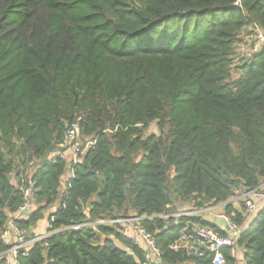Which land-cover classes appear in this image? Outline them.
I'll return each instance as SVG.
<instances>
[{
	"label": "trees",
	"instance_id": "16d2710c",
	"mask_svg": "<svg viewBox=\"0 0 264 264\" xmlns=\"http://www.w3.org/2000/svg\"><path fill=\"white\" fill-rule=\"evenodd\" d=\"M250 26L264 32V0H0V264L27 203L13 220L27 233L56 210L18 264L142 263L121 224L74 228L131 216L161 264H213L189 237L227 232L174 217V200L224 205L248 223L244 264H264V206L247 222L230 203L264 182V48L238 54ZM75 128L94 145L69 166L50 156Z\"/></svg>",
	"mask_w": 264,
	"mask_h": 264
},
{
	"label": "built area",
	"instance_id": "2783aa9c",
	"mask_svg": "<svg viewBox=\"0 0 264 264\" xmlns=\"http://www.w3.org/2000/svg\"><path fill=\"white\" fill-rule=\"evenodd\" d=\"M256 36H257V44L255 46V50L253 51V54L259 52L262 48H264V32L260 28H257ZM242 57H246V56H244L243 54ZM75 131L79 132V130L75 128L73 131L69 133V135L73 137ZM93 145L94 142L91 141L88 142L87 149ZM72 151L76 156H80L82 154L84 155L85 153L82 152L78 144L74 145ZM74 162H77V160H75ZM29 194L30 191L28 190L25 194L26 199L29 197ZM238 197L240 201L243 203L244 210L242 215L245 217V220L247 222H250L251 218L257 216L258 212L264 206V182L255 189H245L241 194H238ZM28 206L29 203L23 206L20 209V212L14 217L13 220L19 218L23 219L25 214L29 210ZM209 211H212V209H207V210L204 209L202 213H206ZM198 213L200 212L198 211L195 214H181L177 216L181 217V216L197 215ZM216 217L221 221H223V226L220 227L227 232L226 236H220L219 234L215 233L212 230L194 229L193 236L189 238H194L200 248H204L208 252L214 254L213 264H226V258L222 253V250L224 249H228L230 251V256L238 261L237 264H241V263L244 264L237 243L244 229L246 228L245 226H247L248 223H245L244 225H239L226 212L220 213ZM144 219L145 218L131 216V217L120 218L115 220H104V221L102 220L96 223L75 226L74 228L78 229L90 225L95 226V225H106V224H121V226L123 227V233L127 237L133 239L135 244H138L139 246H144L148 250V253L145 255V261L139 264H161V259H160L161 255L157 248L154 237L146 229L138 225ZM13 220L9 223V226L14 230L17 236V240L12 245V247L6 253H4L8 264H18L19 254L22 250L24 251L28 249L27 248L28 244L32 245L34 242L43 240L50 235L48 234L45 237H36L34 239L26 241V239L28 238L25 234V231H21L14 224ZM193 254L198 255L199 251L195 250Z\"/></svg>",
	"mask_w": 264,
	"mask_h": 264
},
{
	"label": "rangeland",
	"instance_id": "374dc122",
	"mask_svg": "<svg viewBox=\"0 0 264 264\" xmlns=\"http://www.w3.org/2000/svg\"><path fill=\"white\" fill-rule=\"evenodd\" d=\"M256 31L257 29L250 26L248 28H246L242 34H241V42L238 45V54L240 56H242L244 54V56H251L253 54V51L255 50V46L257 44V36H256ZM151 134H156L158 135V129H157V125L154 123L150 126V128L146 131V135H151ZM87 143L83 137L81 136V134L78 131H75L73 134V137H71L70 135L67 136V140L66 143L63 147V149H59L57 150L55 153H53L50 157H54L56 155H62L65 160L67 161L68 165L70 166V164L72 162H74L75 160L79 161L81 156H76L73 151L72 148L74 147L75 144H78L82 150V152L84 153L87 150ZM26 169V176L28 178H31L33 170L32 168H25ZM70 175V173H68ZM67 174V175H68ZM68 176H66L64 178V183L66 180H68ZM14 182H16V179H14ZM65 190V186L62 187L61 192ZM245 189H238L235 191L234 196L232 197V199L230 200V202H233L232 204H234L238 209L240 210H244L243 208V203L240 201L238 194H241ZM34 210L37 209V206L34 205ZM204 209H212V211L206 212L203 214L204 218L213 222H216V224L218 226H223V221H221L220 219H218L216 216L220 213L225 212L223 205H217V206H207L206 208L201 209L202 211ZM199 209H197L195 207L194 202H190V203H181L177 200H174V204L172 206L171 212L174 213V217L178 218L177 215H181V214H195L196 212H198ZM127 214H131L133 215V212L129 211ZM253 219V217L251 218V220ZM45 227V223L42 222L39 224V230H42V227ZM30 238V236H29ZM28 238V239H29ZM28 239H26V241H28Z\"/></svg>",
	"mask_w": 264,
	"mask_h": 264
},
{
	"label": "crops",
	"instance_id": "0c3cea01",
	"mask_svg": "<svg viewBox=\"0 0 264 264\" xmlns=\"http://www.w3.org/2000/svg\"><path fill=\"white\" fill-rule=\"evenodd\" d=\"M67 176L70 177L69 174H68ZM28 208H29L28 211H32V210H34V209H33V208H34V205H29ZM55 210H56V208H54V209H52L51 211H49L48 214L46 215L45 219H44V220H41V221L36 225V227L33 228V229L31 230L30 233L25 232L27 238H29V236H31L32 234H34V235L37 236V237H45V236H47L48 234H50V233L48 232V228H49V219H48V216H49V214H50L51 212H54ZM28 211H27V212H28ZM199 212H200V213H198L197 215H201V216H203L204 213H202V210H201V209L199 210ZM203 217H204V216H203ZM42 222L45 223V227L43 226V227H42V230L40 231L38 226H39V224L42 223ZM211 222H213V221H211ZM214 223H216V222H214ZM4 238H5L6 242L9 243V244H11V245H13V244L16 242V240H17V236H16L14 230H13L12 228H10V226H8V229H7V231H6L5 235H4ZM30 247H31V245L28 244L27 248H30ZM241 264H242V263H241Z\"/></svg>",
	"mask_w": 264,
	"mask_h": 264
}]
</instances>
